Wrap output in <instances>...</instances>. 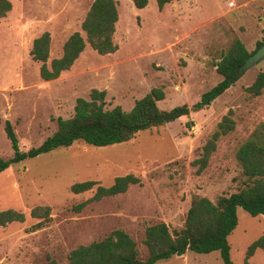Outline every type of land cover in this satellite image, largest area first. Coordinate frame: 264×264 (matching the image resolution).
Masks as SVG:
<instances>
[{"label":"rangeland","instance_id":"rangeland-1","mask_svg":"<svg viewBox=\"0 0 264 264\" xmlns=\"http://www.w3.org/2000/svg\"><path fill=\"white\" fill-rule=\"evenodd\" d=\"M11 10L0 18V157L12 155L4 131L8 120L20 150L39 145L56 129V118L73 114L77 97L88 99L92 88L105 91L104 108L129 110L136 99L160 87L162 109L191 105L221 79L215 62L235 38L248 51L264 42V0H173L162 9L155 0L136 8L132 0H117L118 20L113 53L98 54L89 45L73 65L44 81L40 62L31 58L33 39L50 33L49 58L58 57L65 39L80 24L93 0H10ZM264 69V58L246 70L210 105L162 126L139 131L128 141L70 146L26 158L0 172V210L25 214L23 222L0 226V264H46L48 258L67 263L68 252L122 229L136 242L141 257L147 225L164 222L171 232L184 223L192 196L215 201L235 192L244 177L235 152L252 130L264 124V91L252 96L245 88ZM232 111L233 131L216 144L199 174L190 165L221 117ZM191 121L186 127L185 122ZM132 173L140 183L120 194L84 206L74 204L92 190L74 194L70 185L96 180L104 186L114 177ZM47 205L48 222L29 216L34 206ZM238 222L228 236L230 257L242 264L247 246L264 232V215L251 216L237 208ZM264 264V250L250 257ZM155 264H223L218 251H186Z\"/></svg>","mask_w":264,"mask_h":264},{"label":"trees","instance_id":"trees-1","mask_svg":"<svg viewBox=\"0 0 264 264\" xmlns=\"http://www.w3.org/2000/svg\"><path fill=\"white\" fill-rule=\"evenodd\" d=\"M158 9L173 0H155ZM136 8H143L148 0H132ZM117 0H93L81 21V31L71 33L62 44L58 57L49 58L50 33L43 31L31 44L29 54L40 62L38 73L42 80L56 79L61 72L68 70L81 52L89 45L98 54L113 53L117 44L113 41L115 25L118 20ZM12 8L10 0H0V18ZM262 43L256 42V50ZM248 51L244 43L235 38L220 58L215 62V69L221 75L220 81L204 91L200 98L191 104L176 105L162 109L157 101L163 99L164 91L160 87L151 88L145 95L136 99L129 110L120 105L104 108L105 91L92 88L89 98L77 97L73 114L68 118L57 117L55 131L39 145L27 150H20L11 123L4 122V131L12 148L11 157H0V172L11 164L26 158L48 153L60 146H70L82 141L93 146H107L130 140L139 131L162 126L181 116H188L192 111L204 109L228 89L237 79L236 71L245 59L254 51ZM252 96L264 91V69L260 70L251 84L245 88ZM228 110L215 129L205 139L197 157L190 161L199 174L208 165L217 141L235 128V121ZM186 127L191 121L185 122ZM237 163L244 177L241 187L228 195H220L215 201L205 196L194 195L190 200L183 226L171 232L164 222L147 225L143 243L147 249L146 257H141L136 242L122 229H113L105 237L81 244L71 249L66 264H155L158 260L182 255L186 251L209 253L218 251L223 264H234L230 257L228 236L238 222L237 208L240 207L251 216L264 215V124L259 123L240 143L235 152ZM140 183V178L132 173L118 175L113 182L104 186L96 180H84L70 185L69 190L83 193L94 188L93 194L72 206L79 212L87 204L99 201L105 196L125 192L132 184ZM29 216L39 221L40 226L51 218L47 205L34 206ZM25 214L7 208L0 210V226L11 222H23ZM257 249L264 250V232L246 248L242 264H252L250 257ZM46 264H58L48 258Z\"/></svg>","mask_w":264,"mask_h":264},{"label":"water","instance_id":"water-1","mask_svg":"<svg viewBox=\"0 0 264 264\" xmlns=\"http://www.w3.org/2000/svg\"><path fill=\"white\" fill-rule=\"evenodd\" d=\"M264 58V43H262L256 50H254L245 61L238 67L236 71L237 78L241 76L246 70L254 66L257 62Z\"/></svg>","mask_w":264,"mask_h":264}]
</instances>
